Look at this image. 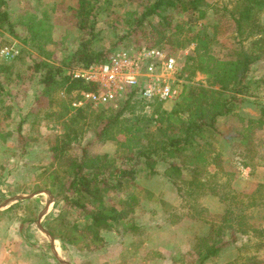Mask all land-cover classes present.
Segmentation results:
<instances>
[{"label":"trees","instance_id":"1","mask_svg":"<svg viewBox=\"0 0 264 264\" xmlns=\"http://www.w3.org/2000/svg\"><path fill=\"white\" fill-rule=\"evenodd\" d=\"M129 1L139 3L136 9L121 14L126 28L122 39L143 31L145 35L159 34L153 44H147L150 47H158L162 43L175 47L195 44L187 56V66L181 76L188 77V71L194 74L199 71L207 76L210 84L190 86L188 90L186 85L180 98L182 100L174 108L164 109L162 102L155 101L157 117L155 114L142 115L136 119L123 116L130 104L137 101L133 99L135 91H132L118 111L102 115L103 125L95 131L96 140L117 142V148L112 154L96 153L88 144L80 145L79 133L74 126L76 120L70 118V124L65 122L64 132L51 147L53 162L50 167L53 170H49V167L39 174L42 189L50 190L63 205L59 213H50L45 217L43 226L64 248L73 247L79 252L103 251L108 246L102 234L104 230L133 235L143 232V226L136 220L137 207L143 199H160L153 196L155 193L150 189L138 187L137 179L141 173L147 178L158 175L160 163L165 164L162 175L176 185L179 191L186 189L191 195L200 193V189L206 187L203 191H209L225 202L226 194L221 192L224 187L217 184L215 176H206L208 165L220 167L223 164V154L217 152L216 148L221 133V119L231 115L239 117L241 130L237 136H230L229 140L233 142L231 145L234 149H241L244 165L257 158L253 135L264 129V106L258 117L235 112L243 100L240 95L247 92L253 83L264 84V78H249L254 66L264 58V22L261 19L264 0L235 1L230 14L240 40L227 57H221L213 51L211 42L214 38L210 33L190 26L194 18L206 17L207 0ZM115 4L116 0H79L78 6L70 7L76 27L82 33L78 37L80 41L77 48L64 56L59 65L33 56L26 49V54L33 56L29 68L37 73L42 87V93L36 96L34 106L50 107L55 102L52 93L59 89H65L71 94L74 91H95L98 88L95 82L67 74L64 66L88 67L108 59L106 50L95 48L94 44L100 39L102 28L99 24L105 11L111 10ZM6 5V0H0V36L3 32L15 35L19 25ZM51 20V16L45 13L43 17L34 16L23 23L27 33L25 41H31L33 49L47 59L54 55L48 45H62L68 37L64 35L63 40L57 42L53 37L54 23ZM245 40H249V43L246 44ZM2 43L0 40V51ZM21 57L24 58V55ZM13 68L12 64L0 61V78L5 73V81H8L4 84L0 80V102L10 96L9 87L15 74ZM14 107L11 101L5 108L6 113L0 116V128L3 120L11 118ZM3 109L1 106L0 110ZM26 121L27 118L23 117L18 122L20 137ZM154 122L155 126L152 127ZM121 135L125 137L123 140L119 139ZM75 143L80 152H75ZM19 190L28 192L29 186L22 185ZM250 207L257 208L258 204L254 202ZM15 208L31 216L27 223L38 218V210L32 203L0 209V217ZM234 210L233 206L227 207L223 216L228 227L234 229H230L229 239L226 240L224 235L213 240L205 239V252L197 264H207L209 261L217 264L216 259L223 248L236 240L234 232L237 230L234 225H243L245 215L244 212L235 214ZM261 230L264 232L263 228ZM253 231L258 230L254 228ZM155 255L160 254L155 252ZM238 261L236 259L226 264H239ZM242 264H264V258L252 256Z\"/></svg>","mask_w":264,"mask_h":264},{"label":"rangeland","instance_id":"2","mask_svg":"<svg viewBox=\"0 0 264 264\" xmlns=\"http://www.w3.org/2000/svg\"><path fill=\"white\" fill-rule=\"evenodd\" d=\"M6 1V7L19 25L15 35L3 32L0 36L3 42L0 61L12 64L15 72L9 87L10 96L0 102V107H4L0 110V116H4L5 108L11 101L15 106L11 118L3 120L0 128V205L1 210H6L16 204L32 203L38 210V218L27 223L31 216L17 208L0 217V264H197L205 252V239L213 240L224 235L228 240L231 236V230L234 229L229 228L228 223L223 221L225 210L229 206L235 208V214L244 212L245 217L242 219L243 225H234L237 230L234 232L236 240L223 248L216 263L226 264L238 259V263L242 264L252 256L264 258V232L261 230L264 229V186L261 185H264V129L256 131L253 135L257 158L252 162L246 161L250 164L244 165V159L240 155L241 149H234L231 145L233 142L229 140L230 136H237L241 130L237 115L221 119V133L216 148L217 152L223 154V164L220 167L208 165L206 172L207 177L215 176L217 184L224 187L221 192L226 194L225 202L209 191H203L206 187L200 189V193L191 195L186 189L179 191L176 185L162 175L165 164L160 163L158 175L147 178L141 173L137 179L138 187L150 189L155 193L153 196L160 199H143L137 207L136 220L143 226L141 234H121L114 230H104L102 234L108 241V246L101 252H79L73 247L64 248L57 239L52 243L38 223L41 221L43 225L45 217L50 213H59L63 205V202L50 195L48 189L43 190L41 187L39 174L53 162L51 147L64 132L65 122L74 118L80 145L88 144L96 153H114L117 142L98 141L95 139V131L103 125L102 115L118 111L126 100H123L118 108L110 104L94 105L91 102L74 106V102L84 91L68 94L65 89H59L52 93L55 102L50 107L34 106L36 96L42 93V87L37 73L29 68L32 65V57L36 56L59 65L64 56L77 48L80 41L78 37L82 31L76 27L70 7L78 6L79 0ZM235 1L207 0L206 17L194 18L190 22L191 27L213 36L211 48L221 57L231 54L240 40L230 14ZM138 3L116 0L111 10L105 11L99 24L102 28L100 39L95 42V48H103L110 57L123 49L153 44L154 40L159 38V34L145 35L143 31H137L131 37L122 39L126 28L121 14L136 9ZM45 13L51 16L54 23L55 40L60 42L64 35L68 36L62 45H48L54 52L49 59L35 51L31 41H25L27 33L23 25L29 18L43 17ZM261 19L264 22V13ZM244 42L248 44L249 40ZM159 46L166 53L179 58L183 71L187 66V56L195 48L193 43L184 47L165 43ZM26 49L33 56L26 54ZM83 68L85 66H64L65 72L73 76L80 75ZM187 75L189 78L184 77L187 90L190 86L210 84L207 76L199 71L195 74L188 71ZM4 76L5 73L0 80L7 84ZM249 78H264V58L254 66ZM239 97L243 100L235 109L237 114L254 117L261 115L264 106V84L253 83L249 90ZM133 99L137 101L130 104L123 116L136 119L138 116L155 114L157 103L152 102L151 106L147 107L142 99L136 96H133ZM179 100L162 102L163 108L170 110L182 99ZM23 117H26L27 121L23 124L21 138L18 122ZM151 126L154 127L155 122ZM124 138L123 135L119 136L120 140ZM74 147L75 152H80L77 143ZM49 170H53L52 166ZM22 185L29 186L28 192L19 190ZM254 202L258 204L257 208L250 207ZM254 228L258 231H253ZM241 229L249 231L243 232ZM155 252L160 255L156 256ZM212 263L209 261L207 264Z\"/></svg>","mask_w":264,"mask_h":264},{"label":"built area","instance_id":"3","mask_svg":"<svg viewBox=\"0 0 264 264\" xmlns=\"http://www.w3.org/2000/svg\"><path fill=\"white\" fill-rule=\"evenodd\" d=\"M182 72L179 58L162 48L142 45L123 49L104 62L83 68L80 75H74L98 85L95 91L82 92L74 106L91 102L118 108L132 91H135L134 96L146 102L147 107L155 101H177L187 83Z\"/></svg>","mask_w":264,"mask_h":264},{"label":"water","instance_id":"4","mask_svg":"<svg viewBox=\"0 0 264 264\" xmlns=\"http://www.w3.org/2000/svg\"><path fill=\"white\" fill-rule=\"evenodd\" d=\"M49 193H50V195L51 196H53L54 197V195L49 191V190H47ZM28 197V196H27ZM22 198V197H21ZM0 209H1V205H0ZM38 223H39V225H40V227H41V229L47 234V236H49L50 237V239L52 240V243H55V238L54 237H52L50 234H49V232L44 228V226L41 224V221L39 222L38 221Z\"/></svg>","mask_w":264,"mask_h":264},{"label":"crops","instance_id":"5","mask_svg":"<svg viewBox=\"0 0 264 264\" xmlns=\"http://www.w3.org/2000/svg\"><path fill=\"white\" fill-rule=\"evenodd\" d=\"M8 246V245H7Z\"/></svg>","mask_w":264,"mask_h":264}]
</instances>
